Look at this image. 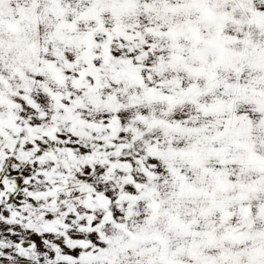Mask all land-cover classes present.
Masks as SVG:
<instances>
[{"label": "snow or ice", "instance_id": "obj_1", "mask_svg": "<svg viewBox=\"0 0 264 264\" xmlns=\"http://www.w3.org/2000/svg\"><path fill=\"white\" fill-rule=\"evenodd\" d=\"M0 264H264V0H0Z\"/></svg>", "mask_w": 264, "mask_h": 264}]
</instances>
